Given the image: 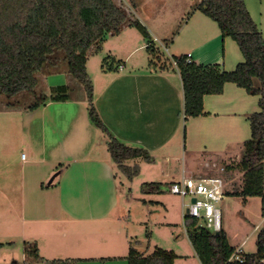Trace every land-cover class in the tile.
<instances>
[{"label":"crops","instance_id":"1","mask_svg":"<svg viewBox=\"0 0 264 264\" xmlns=\"http://www.w3.org/2000/svg\"><path fill=\"white\" fill-rule=\"evenodd\" d=\"M188 1L160 0L159 3L163 10L161 12L159 8L158 16L168 14V17L159 19L165 32L161 36L166 38L174 22L180 18L179 33H184L190 42L184 51L174 50L171 57L189 53L196 63H217L224 69H233L240 61L238 47L231 38L221 36L219 28L208 20L209 17L198 10L188 11L191 6ZM244 1L264 34V16L257 0ZM129 10L134 14L136 8L130 7ZM143 22L150 36L157 41L152 26ZM131 28L125 26L119 34L111 35L121 39L122 45L127 43L123 53L110 47L107 40L102 46L118 58L123 68L119 70L117 63L109 71L96 70L91 78L95 107L110 132L127 144L146 148L154 160L144 162L161 165L157 181L161 183L183 177H201L203 162H198L197 158L200 151L196 144L187 146L188 138L202 139L201 142L209 146L205 158L239 157L245 140L240 117L250 114L247 107L250 94L234 83H225L221 93L204 95L206 114L191 117L190 122L184 121L182 83L175 64L160 69L146 66L145 61L133 62L131 56L145 49V42ZM165 50L168 52V46ZM75 88H71V92L77 93H71L67 100L47 101L32 110L8 108L4 112L7 124L3 127V141L0 142V261L15 263L17 255L3 246L14 242L15 238L23 243L35 242L41 258V240L48 238L58 250L57 256H66L52 260H72L68 264L80 261L107 264L106 261L118 258L123 264L126 259L127 253H116V243L106 249L107 253H97L100 252L99 243L94 238L100 237L102 226L117 224L119 228L129 229L124 216L132 195L129 193L126 201L122 200L117 185L118 173L106 146L107 136L87 117L84 89ZM19 139L29 148L34 163L42 167V174L40 183L34 180L27 183L25 175H21L16 190L5 174L9 151ZM175 161L181 165L178 171L173 167ZM142 165L140 163V173ZM58 170L52 182L44 184ZM168 177L170 179L165 180ZM12 194L16 205L10 199ZM251 198L255 196L247 197L244 204H248ZM116 212L118 216H114ZM120 231L116 229L114 233L120 234ZM68 232L72 234L68 236ZM225 233L232 246L245 252L244 241L232 243L227 231ZM172 250L182 257L176 249ZM48 260L45 259V263Z\"/></svg>","mask_w":264,"mask_h":264},{"label":"trees","instance_id":"2","mask_svg":"<svg viewBox=\"0 0 264 264\" xmlns=\"http://www.w3.org/2000/svg\"><path fill=\"white\" fill-rule=\"evenodd\" d=\"M136 6L132 2L131 7ZM192 10L215 21L221 36L236 43L242 60L227 70L217 63H196L184 54L172 56L171 64L174 62L182 83L183 119L206 114L204 95L221 93L228 82L258 96V110L247 116L250 135L242 142L239 159L223 165L226 174L236 170L242 173L240 185L225 190L224 195L239 196L242 203L247 197H261L264 215V34L244 0H199ZM125 26L136 28L143 36L145 49L159 57L147 27L115 0H0V95L13 97L29 92L35 97L22 107L17 102H8L6 107L32 110L47 101L67 100L70 97L67 84L52 86L50 93L40 92L38 96L35 90L39 72L46 69L54 72V65L65 62L67 72L83 85L89 121L107 136L110 158L119 172L131 180L140 173L136 160L152 163L154 157L146 148L127 144L110 132L95 107L93 83L86 69L88 56L100 52L106 38L119 34ZM148 65L166 67L165 64L157 66L153 59ZM105 68L112 69L113 65L107 64L104 58L101 69ZM128 160L134 162L127 163ZM170 183L142 182L140 191L160 193ZM198 220L183 215L187 238L200 264H264V228L256 233L254 252H237L223 229L215 231ZM138 243L129 241L127 264H174L178 257L174 250L160 246L142 252ZM24 251L34 259L40 257L35 242H25ZM236 254L239 259L235 258ZM71 261L58 259L48 263Z\"/></svg>","mask_w":264,"mask_h":264},{"label":"rangeland","instance_id":"3","mask_svg":"<svg viewBox=\"0 0 264 264\" xmlns=\"http://www.w3.org/2000/svg\"><path fill=\"white\" fill-rule=\"evenodd\" d=\"M117 3H121L124 7L129 9L132 5V2L137 4L136 10L134 11V15L138 18L142 23L146 21V23L150 24L157 35V41H154V47L157 51V56L151 55L146 49L139 50L135 52L131 56V60L133 62H141L145 61L146 66H149V60L153 59L156 61V65L165 64L166 67L171 66V55L175 53L174 50L181 49L184 51L185 47L190 44L189 40L185 39L184 33H179V29L182 23V19H178L174 22L169 34L163 38L164 28L161 25L159 19L162 17H168V14H159L163 9L160 8V0H115ZM257 0L258 5L260 6V12L262 16H264V0ZM191 6L188 11L194 8L198 0H189L188 1ZM160 8V10H159ZM164 13V12H163ZM164 15V16H163ZM143 20V21H142ZM215 27H218L216 22L212 19H208ZM130 30L135 32V34L139 38H143L141 33L134 27ZM179 34V35H178ZM178 35V36H177ZM177 36V37H176ZM120 38V37H119ZM153 39V38H152ZM107 44L110 47H114V49H119L122 53L124 49L128 47L127 43L125 45L121 44V39H117L116 36H108L106 38ZM144 40V39H143ZM232 40V39H230ZM174 42V46L172 44ZM233 44H236L232 40ZM165 46H168V52L165 50ZM237 46V45H236ZM241 54V53H240ZM106 59V63L109 65L115 66L117 63V59L113 57V55L108 52V50L104 47L100 52L95 54H90L88 56L87 62V72L92 78L94 72L96 70H102L101 65L103 64V59ZM242 60V55H240V61ZM111 68H105L104 70L109 71ZM52 70L54 72H50L49 69H46L43 73L39 72L37 74L39 82L36 86L35 90L38 94L40 92L50 93V87L56 86L59 84H67L70 87L69 95L76 94L77 92H71V88H75V90H81L83 85L76 81L68 72L66 68V63L63 61L58 62L53 66ZM256 84L258 83L255 80ZM72 93V94H71ZM249 104L247 103V107L249 109V113L258 110L257 95H248ZM73 97V96H72ZM34 94L29 92H22L13 97H7L5 95H0V142L3 141L2 133L3 127L7 124L3 117H5V110L8 109L6 107L9 102H17V105L20 107L30 103L34 100ZM186 120H192L191 117H188ZM184 120V121H186ZM241 122H243V126L245 128V139H247L250 135L249 123L247 120V116L241 118ZM194 140V141H193ZM202 139H192L188 138L187 146L193 147L195 144L197 146L196 149L200 151V156H198V162L202 163V175L201 176H220L226 182V188L231 189L233 187H238L241 182L242 173L239 171H233L229 174H226L223 171V165L231 162H236L239 157L236 156H228L225 159H219L220 157H210L205 158L206 154L209 151V146H205V142H201ZM204 141V139H203ZM194 143V144H193ZM9 161H8V169L6 171L5 177L7 180L16 187L19 184L20 176L25 175L26 182H32L34 180L36 183L40 181L41 166L37 163H34V157L31 155L29 148L26 146L22 139H19L17 143L11 147L9 151ZM23 155V157H22ZM137 162L142 163L143 169L140 174L133 177L131 180L126 179L121 172L116 168L118 173L117 185L121 190V198L123 201H126L127 194L131 193V203L127 206L128 211H126L124 219L128 222V230L125 227L119 228L120 226L117 224H113V226H102L100 237L94 238L97 243H99L100 252H97L99 255L103 253H107L106 249H109L110 245L116 243V253L118 255L124 253L126 254L128 251L129 241L139 242L137 247L142 252H149L153 249L154 246H160L166 249H176V251L182 254V257H177L175 260V264H200L198 258L195 255L193 247L188 241L187 235L185 233L183 214L185 212V203L189 202L188 197H181L177 194H173L168 191L169 184H166V188L163 189L160 193H142L140 191V184L142 182H150V181H158L160 178L158 176V169L161 165H152L147 164L142 160H136ZM127 163H132L134 160H128ZM215 163V165H213ZM115 165V164H114ZM173 167L175 170H180L181 165L180 162H173ZM50 177H48L44 184L47 183ZM170 179L165 178V180ZM40 183V182H38ZM165 183V182H163ZM169 183V182H168ZM13 203L16 205L15 195H11L10 198ZM261 205L262 198L255 196V198L249 199L248 204L242 203V198L239 196H228L224 195L222 199L216 204V206L220 210V225L221 229L227 231V234L232 241V243L239 244L244 241V251L245 252H254L255 251V237L256 233L259 229L264 228V216L261 215ZM118 212L114 214V216H118ZM151 223V233L150 236H145L143 232L144 223ZM199 224H204L203 219L198 220ZM118 229L120 234H115L114 232ZM72 232H68V236L71 235ZM71 237V236H70ZM69 238V237H68ZM94 241V242H95ZM50 240L48 238L42 239L40 244L39 254L41 257L34 259L28 256L24 251V243L19 239L15 238L14 242L5 243L4 249L8 251H12V253L17 255V259L15 263L10 261H0V264H49L48 262L52 259L56 258H66V256H57L58 251L53 245H51ZM96 243V242H95ZM111 252V251H110ZM69 253V252H67ZM73 253V252H72ZM78 254V253H77ZM71 255V254H67ZM97 255V254H95ZM45 259H49L47 263H45ZM106 261V260H105ZM107 264H121L120 259H116L115 261H106ZM73 264H87L84 261L75 262ZM123 264H126V259L123 261Z\"/></svg>","mask_w":264,"mask_h":264},{"label":"built area","instance_id":"4","mask_svg":"<svg viewBox=\"0 0 264 264\" xmlns=\"http://www.w3.org/2000/svg\"><path fill=\"white\" fill-rule=\"evenodd\" d=\"M187 59H191L189 53L187 54ZM117 68L121 70L123 64L119 63ZM225 190H227L226 182L220 176L183 177L172 181L168 186L169 192L183 198H189V202L184 204V214L197 219H203L204 224L213 230L221 228L220 210L216 204L224 196ZM192 198L195 199L193 202L191 201ZM150 233L151 226L147 223L144 235L149 237ZM237 252H240V249H237ZM234 256L239 259V254Z\"/></svg>","mask_w":264,"mask_h":264},{"label":"water","instance_id":"5","mask_svg":"<svg viewBox=\"0 0 264 264\" xmlns=\"http://www.w3.org/2000/svg\"><path fill=\"white\" fill-rule=\"evenodd\" d=\"M58 173H59V170L56 171L54 174H52V176L49 178V180L47 181L46 184L49 185V184L52 182L53 178H54L56 175H58ZM194 200H195L194 198L191 199L192 202H193ZM215 231H217V230H215Z\"/></svg>","mask_w":264,"mask_h":264}]
</instances>
